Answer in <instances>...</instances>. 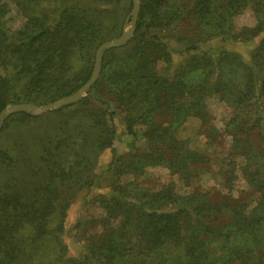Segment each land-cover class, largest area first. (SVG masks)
<instances>
[{
	"label": "trees",
	"instance_id": "1",
	"mask_svg": "<svg viewBox=\"0 0 264 264\" xmlns=\"http://www.w3.org/2000/svg\"><path fill=\"white\" fill-rule=\"evenodd\" d=\"M9 1L23 22L10 30L0 0V112L76 93L91 76L96 49L120 36L132 8L131 0ZM246 10L254 25L237 29L234 19ZM184 22L193 27L182 30ZM263 31L264 0H139L133 37L104 52L85 97L3 121L0 264H264V37L251 46ZM171 41L181 45L176 62ZM212 96L230 109L223 191L145 185L147 170L161 167L188 187L192 167L209 162L176 132L195 117L207 139L218 137L206 106ZM115 119L142 145L116 153ZM105 150L113 154L112 184L94 199L100 216L66 229L71 201L89 190ZM240 179L249 194L236 200ZM65 235L81 243L78 253Z\"/></svg>",
	"mask_w": 264,
	"mask_h": 264
},
{
	"label": "rangeland",
	"instance_id": "2",
	"mask_svg": "<svg viewBox=\"0 0 264 264\" xmlns=\"http://www.w3.org/2000/svg\"><path fill=\"white\" fill-rule=\"evenodd\" d=\"M2 1L7 3L9 7V11L5 20L6 26L12 31L19 29L23 20L17 12V9L9 0ZM234 24L237 29H240L243 26H253L254 19L250 10H246L243 14L237 16L234 19ZM190 27H193L192 22H184V24H182V30L184 28L190 29ZM128 29L129 28L127 27V30ZM176 31L177 30L174 28L172 30V33L175 34ZM262 37H264V31L254 39L251 46H254L256 43H258V41ZM168 43L171 61L176 62L179 59L177 51L180 49L181 45L173 43L172 41ZM247 49L249 48H241L242 51H246ZM156 70L159 74H165L167 70L166 64L164 62L157 63ZM35 106L38 108L45 105ZM206 106L211 116L210 124L222 133L214 139H207L206 127H203L201 121L198 118L189 117L177 130L176 137L178 139L188 141L190 148L205 152L209 159V162L205 166L197 165L195 167H192L193 177L189 179L188 187L183 186L178 176L170 174L167 169L161 167L151 168L147 170L146 174L141 177V181L145 185L150 188L156 189L164 184H172L175 191L180 194L187 193L192 190H198L210 192L211 194L215 195L217 192L223 191L219 168L222 165L223 157L225 156V152L228 148L229 143V138L225 136V134L223 133V129L227 119L230 116V109L216 96L209 97L206 100ZM54 111L57 110L49 112ZM49 112L42 113L38 116H43ZM115 120L116 135L114 147L116 149V153L125 154L129 151H132V146L142 145V140L137 139L138 141L135 142L134 140L136 139L125 136L120 129L117 119ZM112 156L113 154L109 150H105L96 159L93 166L95 178L89 190H82L76 193L73 200L71 201L70 207L67 210V217L65 220L66 229L70 230L79 220L100 216V209H98V207L96 206L94 199L99 194H109L110 192V185L112 184V182L110 173L108 172V164L110 163ZM248 194L249 192L244 182H242L241 179L238 180L235 184L234 191L232 192L233 199L240 200L246 198ZM249 199H251V197ZM254 199L255 198H253V200ZM92 232H94L93 228H87V233ZM75 234V231H73L71 235L75 236ZM64 238L69 245L68 248L70 253L75 254L80 251V242H75L73 238H70L66 235L64 236Z\"/></svg>",
	"mask_w": 264,
	"mask_h": 264
},
{
	"label": "water",
	"instance_id": "3",
	"mask_svg": "<svg viewBox=\"0 0 264 264\" xmlns=\"http://www.w3.org/2000/svg\"><path fill=\"white\" fill-rule=\"evenodd\" d=\"M131 1L132 9L125 19L123 31L120 36L113 40L104 42L96 49L93 70L86 84H84L76 93L58 99L55 102L49 103L43 107L37 108L34 104L31 103H19L7 106L3 111L0 112V128L3 124V121L13 114L28 113L31 116H38L42 113L58 110L64 106L76 103L81 100L93 86L95 80L99 77L101 70V61L104 52L111 48H117L125 45L133 37L135 30V22L139 12V0ZM127 27L129 28L128 30Z\"/></svg>",
	"mask_w": 264,
	"mask_h": 264
}]
</instances>
